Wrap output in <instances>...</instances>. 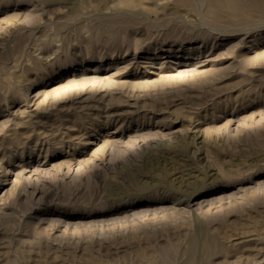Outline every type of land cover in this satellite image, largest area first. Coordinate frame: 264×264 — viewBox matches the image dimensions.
<instances>
[{"label": "rangeland", "instance_id": "obj_1", "mask_svg": "<svg viewBox=\"0 0 264 264\" xmlns=\"http://www.w3.org/2000/svg\"><path fill=\"white\" fill-rule=\"evenodd\" d=\"M240 1L0 0V264H264Z\"/></svg>", "mask_w": 264, "mask_h": 264}, {"label": "bare ground", "instance_id": "obj_2", "mask_svg": "<svg viewBox=\"0 0 264 264\" xmlns=\"http://www.w3.org/2000/svg\"><path fill=\"white\" fill-rule=\"evenodd\" d=\"M213 1H215V0H213ZM216 1H218V3H222V4H227L228 6H230V8H233L234 10H236V9H238L239 8V6H238V4L241 2L240 0H216ZM235 12V11H234ZM214 243V242H213ZM206 246H207V248L208 249H211V247L213 246L212 245V243H206ZM194 247H195V243H194V241L192 242V248H191V250H192V252H193V250H194Z\"/></svg>", "mask_w": 264, "mask_h": 264}]
</instances>
